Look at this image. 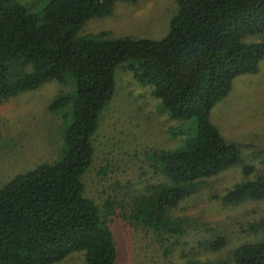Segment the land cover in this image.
I'll list each match as a JSON object with an SVG mask.
<instances>
[{
  "label": "trees",
  "instance_id": "trees-1",
  "mask_svg": "<svg viewBox=\"0 0 264 264\" xmlns=\"http://www.w3.org/2000/svg\"><path fill=\"white\" fill-rule=\"evenodd\" d=\"M116 1L48 0L31 11L21 0H0V103L49 81L73 80L75 87L51 104L71 117L62 158L0 188V264H55L77 251L88 264L118 263L115 235L86 196L83 177L121 66L152 87L172 118L195 123L182 146L158 155L157 171L166 182L138 196L133 208V218L157 238L183 233L171 211L208 178L242 161L241 149L224 138L211 113L239 75L259 70L264 42L249 37L264 34V0H176L170 32L160 40L77 36L87 20L108 14ZM262 199L264 175L223 196L231 204ZM252 227L264 234V212ZM201 244L220 252L228 239L217 235ZM230 257L229 264H264V239L235 247Z\"/></svg>",
  "mask_w": 264,
  "mask_h": 264
},
{
  "label": "rangeland",
  "instance_id": "rangeland-1",
  "mask_svg": "<svg viewBox=\"0 0 264 264\" xmlns=\"http://www.w3.org/2000/svg\"><path fill=\"white\" fill-rule=\"evenodd\" d=\"M21 1L39 11L48 0ZM177 11L176 0H117L108 14L87 20L77 36L160 40L169 34ZM249 40L264 42V34ZM115 81V94L94 135L93 163L83 179L86 196L98 204L115 235L117 264H229L235 247L264 239L252 227L264 212V199L239 204L223 200L238 183L264 175V58L258 72L235 79L230 94L211 113L224 138L241 149V163L208 178L171 211L184 229L173 236L157 238L133 218V208L138 196L166 182L157 171L158 155L182 146L195 123L172 118L152 87L139 83L126 66L116 70ZM74 91L73 80L49 81L0 103V188L19 174L62 158L71 117L51 104ZM245 166L253 170L246 172ZM217 235L226 236L228 246L207 251L201 243ZM55 264L88 263L84 252L77 251Z\"/></svg>",
  "mask_w": 264,
  "mask_h": 264
}]
</instances>
